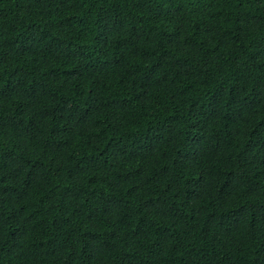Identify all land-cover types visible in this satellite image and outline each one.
Instances as JSON below:
<instances>
[{
	"label": "trees",
	"instance_id": "1",
	"mask_svg": "<svg viewBox=\"0 0 264 264\" xmlns=\"http://www.w3.org/2000/svg\"><path fill=\"white\" fill-rule=\"evenodd\" d=\"M0 264H264V0H0Z\"/></svg>",
	"mask_w": 264,
	"mask_h": 264
}]
</instances>
